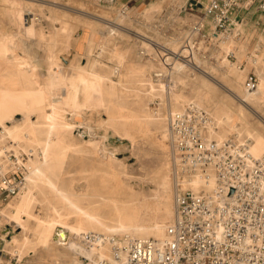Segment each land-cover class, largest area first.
<instances>
[{"label":"rangeland","instance_id":"rangeland-1","mask_svg":"<svg viewBox=\"0 0 264 264\" xmlns=\"http://www.w3.org/2000/svg\"><path fill=\"white\" fill-rule=\"evenodd\" d=\"M20 1L23 2L25 8V24L32 25V23H35L32 26L42 31L46 36L50 35L61 24H68L71 27L68 44L64 43L62 34L57 36L53 50L59 58L57 61H52L50 67L43 46L44 43L38 40L28 43L31 54L34 58H37L36 60H39L43 69V71L42 69L39 71L38 76L35 78V87L38 89H47L51 78L66 76L69 72L70 64L83 65L92 59L95 53L93 51L92 54H88L85 50V43L90 34L88 27H93L94 23L96 24L94 42L103 44L104 52L101 55V60L104 66L113 70V77L117 76L115 73L116 69H118L117 62L114 58L109 57L107 53L113 48L128 50L130 53L128 59L132 65H149V68H151L149 71L154 80L155 77L152 74L154 71H163L162 74H164L162 78H156V81H153L159 86L162 85L160 86V88L162 87V97L158 93L149 95L145 94L144 90L139 91V96H142L141 105L136 100V96L130 93L131 90L120 87L119 95L110 97L111 99L106 107L97 106L94 95H91L86 102L87 104L82 106V109L83 107L84 109L81 111V115L74 118L72 134L69 137V141L73 144V150H71L72 152L70 151L65 159L62 175L58 178H52L60 186L76 193V196L80 198L77 201L79 205L84 203L83 197L80 195L85 191L84 189H87L92 193L90 196L91 205L98 209V212L110 224L114 225L115 217L113 213L116 206L105 198L109 195V189L113 187V182L109 176L111 173H115L126 182V186H129L127 191L131 194L130 200L132 201L130 202L142 204L144 216L147 219V222L145 219V225L150 224L154 221V218L160 217L165 210V205H163L161 199L162 181L165 178L169 181L167 193L169 198L166 197V199L168 200L167 206L171 210L170 221L166 222L165 227V235L167 234V227L172 222L174 213L175 176L173 172L174 163L170 154L169 133H167L168 137H163L161 131L164 127L168 132L167 115L169 113L170 92L174 90L183 92L186 96L196 95L195 91H192L189 87L203 76L200 68L204 67L205 60L209 63L215 62V64L219 60L224 63L227 70L222 73L223 70L217 69L214 73L223 83V86L217 85V92L204 94L202 93L204 92L203 89H196L197 95L203 94L202 96L206 99L204 103L207 105L206 111L210 110L213 112L215 109H223V115L235 116L237 106L242 107L245 110L244 119L235 116L233 123L246 125L247 128L241 138H247L250 142L254 139L252 134H258L262 143L257 146L256 152L258 156L264 154V102L258 98V93L255 90L248 91L243 86L247 74L254 73L258 78V84H261L264 90V31L262 29L243 30V27L236 25V28L241 31L237 39L228 40L220 45L217 51L209 50L204 54L206 56H200L199 53H196L197 57H199L198 59L202 60L197 62V58L191 57L192 51L189 54L185 50L181 54L177 53L181 49L180 44L183 33L197 16H201V12L198 9L195 11H190L187 8L181 9L185 4V0H152L137 5L128 4L124 6L115 5L110 0ZM8 3L7 0H0V30L14 32L17 31V25L8 18L6 13ZM26 14H28L27 20ZM108 28H115L116 35L108 38ZM121 33L125 34L123 35V40L117 35ZM22 41L16 35V44L20 45ZM229 41L230 46H225ZM228 50L232 52V55H228ZM163 53H167L165 57L161 56ZM181 55H185L184 58ZM237 55L239 56L238 59ZM161 58L165 59L167 63L164 64ZM229 62H234L237 65L240 76L238 73L229 72L227 69L230 65ZM124 68L123 66L120 69L126 72ZM179 68L180 70L178 71ZM134 82H132L133 84L130 83L132 84L131 86L127 83V87H136ZM167 89L170 90L169 94ZM262 91L259 92L261 97L263 95ZM16 93L20 94L19 103L22 106L30 104L39 97V93L36 90L33 93H29L17 88ZM164 98L167 102L165 101L163 104L162 99ZM152 101L157 102V110L155 111L152 108L154 107ZM67 115L69 117L70 113ZM146 115L152 116V118H159V120L160 118L164 119L162 126L155 122V119L150 121ZM15 116L20 118L21 113L16 112ZM32 117L35 119L34 115ZM211 118L213 117L211 116ZM226 120L225 118L224 123H229ZM213 125L215 126V123ZM213 125L211 126L214 127ZM233 128L226 124L223 128V134H228L227 136L235 134ZM208 130V128L204 129V136L217 139L210 136ZM249 146L252 149L251 143ZM8 152L16 157L13 150ZM19 154L21 161L24 160L27 171L28 167H30V163L26 159L28 155L25 152ZM15 157H12L11 160H17V157ZM186 180H183V187L191 188L190 185H187L188 180ZM76 196H73L72 199H75ZM15 199L16 197H13L11 200ZM54 201L56 206L63 212L70 213L69 216H75V207L68 205L59 198H55ZM119 204L125 203L120 202ZM65 206L66 208H64ZM46 211L45 202H37L34 207V213L38 215L44 214ZM68 221L73 222L74 217H69ZM60 226L61 224L57 223L55 229ZM2 227L0 228V233L6 230V238L8 239L21 230L18 226L15 227L8 224ZM116 233L118 232H113V235H117ZM65 234L66 244L45 251L43 256L27 253L21 264H75L77 260H80L82 264H87L88 251L77 243L76 235H72L68 228H66ZM142 237L154 238L152 235ZM4 243V238L0 236V249L5 251V255L1 256L2 264H19L4 249ZM100 260H104L103 253H99V256L93 260L92 264H102Z\"/></svg>","mask_w":264,"mask_h":264},{"label":"bare ground","instance_id":"bare-ground-1","mask_svg":"<svg viewBox=\"0 0 264 264\" xmlns=\"http://www.w3.org/2000/svg\"><path fill=\"white\" fill-rule=\"evenodd\" d=\"M7 1L9 3L6 13L8 18L17 25V31L0 30V161L6 162L9 159L8 156L11 154L8 151L13 150V153L17 157L16 163L21 162L19 153L25 152L28 155L26 159L30 163V167H28V170L24 174L25 183L20 192L15 196L16 199L0 206V228L7 224L21 228L19 233L12 235L9 239L6 238V230L0 233V236L5 240L4 249L10 253V257H14L21 264L27 253L43 256L45 251L66 244L65 233L66 228H68L72 235H76L77 243L88 251L87 264H92L93 260L99 256V253L104 254L106 264H124L111 256L110 237L113 236V232H118L116 236H120V234L121 236L129 235L134 237L152 235L154 238H164L166 222L170 221L171 218V210L167 206L168 200L166 199L168 197L169 181L165 178L162 181L161 199L163 205H165L163 214L158 218H154L152 223L145 225L144 207L140 203L130 202L132 201L130 200L131 194L127 191L129 186H126V182L118 175L111 173L109 178L113 182V187L109 189V195L105 199L114 203L116 206L113 213L115 224L112 225L98 212V209L91 205L92 201L90 196L92 193L90 191L84 189L85 191L80 195L83 197L84 203L79 205L77 203L80 199L79 196H76V193L69 191L67 188L60 186L52 177L58 178L63 173L65 159L70 151L73 150V144L69 141V137L72 134L74 118L81 115V111L84 109V107L82 109V106L87 104L86 102L91 95H94L97 106L106 107L109 104L110 97L119 95L120 87L128 88L129 91L131 90L130 93L134 94L136 100L142 105V96H139V91L144 90L145 94L147 93L149 95L158 93L162 97V87L160 88L162 85L159 86V84L153 82L156 81V78L155 80L153 79L149 71L151 70L149 65H132L128 59L130 55L128 50H120L117 48H113V50L107 52L108 56L114 58L117 62L118 69L115 71L117 76L113 77V70L104 66L101 60V55L104 52L103 44H96L94 42L96 32V24L94 23L93 27H88L90 34L85 43L87 53L92 54L93 51L95 53L94 56L92 55V59L83 65L70 64L69 72L66 76L51 78L47 89H38L35 87V78L42 69L40 66L41 63L31 54L28 43L34 40L44 43L43 46L50 67V63L57 61L59 58L53 50L57 36L62 34L64 43L68 44L70 41L71 27L68 24H61L50 35L46 36L42 31L32 26L35 23H32V25L25 24V8L22 1ZM237 26H239L238 23ZM115 31V28H108V38L116 35ZM122 33L117 34L118 37L122 38L121 40H123V35H125ZM16 35L23 40L22 44H16ZM230 39L237 38L229 37L227 40L221 41L217 47L214 46L212 50L217 51L220 45ZM229 44L230 41L225 46H230ZM228 52L231 51L228 50ZM166 54L163 53L160 55L165 57ZM197 56L196 53L192 52L191 57L197 58V62L202 61ZM238 57L237 55V59ZM161 61L164 64L167 63L163 58H161ZM229 64L227 67L229 72L238 73L239 75L240 72L238 71L239 68L237 65L234 62H229ZM123 66L126 72L121 71L122 69L120 68ZM204 67L200 68V72L203 74L201 79L189 87L192 91H195L196 95L186 96L183 92L172 90L170 92L168 110H178L182 107L183 102L188 100L194 101L206 110L207 105L204 104L206 99L202 96L203 94L197 95L196 89H203L204 92L202 93L204 94L217 92V85L223 86V83L214 73L217 69L223 70L222 73L227 70L225 69L224 63L219 60H217V64L215 62L209 63L205 60ZM165 69L167 70L166 66ZM162 72L154 71L152 74L154 76L163 75ZM47 73L49 74V72ZM132 82L136 84V87H127ZM17 88L24 92L28 91L29 93H33L36 90L39 93V97L30 104L22 106L19 103L20 94L16 93ZM167 90L169 94L170 90ZM254 90L258 93V98L264 102V90L261 84H257ZM261 91L263 92L262 97L259 96V92ZM165 101V98L162 99L163 104ZM16 112L21 113L20 118H16ZM208 112L213 117L212 119H214L213 121L215 123V126L213 125L214 127L208 125L204 128L209 129L210 136L216 137L217 140L224 139L228 135L223 134V128L227 124L229 127H234V133H237L239 138L242 137L241 135H243L247 128L246 125L233 123L235 116L244 119L245 110L242 107L237 106L235 116L223 115V109H215L213 112L208 110ZM68 113H70L69 117L67 115ZM32 115L35 116V119H33ZM146 117L150 121H154L155 119V122H158L161 126L162 122H164L162 118L159 120V118H152L149 115H146ZM225 118L229 123H224ZM161 133L163 137H168L166 128L164 129L163 127ZM252 136L254 139L250 142L252 149L249 146V151L255 158L262 157L264 154L258 156L256 152L257 146L262 141L259 139L258 134H252ZM22 161L24 163V160ZM187 185H190L194 190L202 189L207 191L213 187L214 179L212 175H196L189 183L187 182ZM73 196H76V198L72 199ZM55 198L62 199L68 205L75 207V216H69L70 213H65L57 207L54 201ZM37 202H45L47 211L44 214L36 215L34 213V207ZM120 202L125 204H119ZM69 217H74V221L69 222ZM57 223H60L61 226L55 229ZM75 264L82 263L80 260H77Z\"/></svg>","mask_w":264,"mask_h":264},{"label":"built area","instance_id":"built-area-1","mask_svg":"<svg viewBox=\"0 0 264 264\" xmlns=\"http://www.w3.org/2000/svg\"><path fill=\"white\" fill-rule=\"evenodd\" d=\"M195 3L187 0L181 9L195 11ZM253 3L264 11V0H207L201 16L196 15L183 33L177 53L204 55L217 43L238 38L241 31L234 13ZM257 84L256 75L248 73L244 88L252 91ZM156 103L152 101L154 111ZM168 112L175 176L172 222L164 238L111 236V256L124 264H264V155L253 157L250 140L236 133L222 140L204 136V128L214 122L194 101ZM8 157L0 161V206L25 183V163ZM196 175H212L213 187L207 191L184 188L183 180L189 183ZM4 252L0 249V264ZM100 262L107 263L106 259Z\"/></svg>","mask_w":264,"mask_h":264},{"label":"crops","instance_id":"crops-1","mask_svg":"<svg viewBox=\"0 0 264 264\" xmlns=\"http://www.w3.org/2000/svg\"><path fill=\"white\" fill-rule=\"evenodd\" d=\"M146 1L152 0H110V2L115 5H128L133 4L137 5L140 3H146ZM187 0H185L186 2ZM207 0H196V8L198 11H202L203 6L206 4ZM234 17L236 22L243 27V30H259L262 29L264 31V11L257 8L256 3H253L250 6L242 5V7L238 8Z\"/></svg>","mask_w":264,"mask_h":264}]
</instances>
